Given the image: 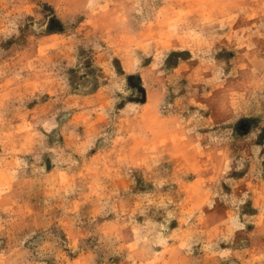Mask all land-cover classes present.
I'll use <instances>...</instances> for the list:
<instances>
[{"label":"rangeland","instance_id":"obj_1","mask_svg":"<svg viewBox=\"0 0 264 264\" xmlns=\"http://www.w3.org/2000/svg\"><path fill=\"white\" fill-rule=\"evenodd\" d=\"M0 264H264V0H0Z\"/></svg>","mask_w":264,"mask_h":264}]
</instances>
